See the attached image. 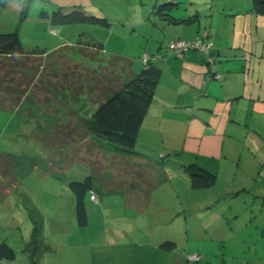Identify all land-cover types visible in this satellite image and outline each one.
<instances>
[{
  "label": "rangeland",
  "instance_id": "374dc122",
  "mask_svg": "<svg viewBox=\"0 0 264 264\" xmlns=\"http://www.w3.org/2000/svg\"><path fill=\"white\" fill-rule=\"evenodd\" d=\"M165 1L78 0L69 4L79 3L83 9L51 25L40 18L44 7L37 0L25 22L20 19L23 8H0V33L18 30L26 51L45 53L26 64L32 69L27 99L25 95L0 107V153L20 162L13 171L19 186L0 203V244L11 246L16 258L0 264H32L25 253L32 242L31 216L40 224L44 246L51 247L39 249L38 264H175L178 256L183 264H264V168L250 169L248 155H238L235 161L226 156L220 171L213 164V186L193 188L181 167L182 161L187 162L185 171L194 163L188 161V152L175 153L162 139L142 136L133 149H126L90 131L99 104L143 64L153 61L162 67L175 56L166 45L182 38L183 26L162 22L155 5ZM11 4L21 8L25 1L9 0ZM179 41L183 39L175 42ZM210 57L206 73L217 81L213 72L218 59ZM178 74L166 70L159 90L165 83L178 84ZM171 86L160 91L164 97L154 95L162 105H150L149 119L159 113L163 117V105L172 109L194 103L189 87ZM242 133L237 132L240 137ZM234 148L242 151L239 144ZM99 163L104 165L100 171ZM161 166L171 173V181L157 185L158 180L162 183L157 171ZM99 172L109 186L96 192L99 203L86 198L87 223L80 225L69 185L90 175L97 188L99 180L94 178ZM132 175L147 180V188L144 182V189L139 182L133 184ZM166 241L176 243V248L164 250ZM193 255L201 260H189Z\"/></svg>",
  "mask_w": 264,
  "mask_h": 264
},
{
  "label": "crops",
  "instance_id": "0c3cea01",
  "mask_svg": "<svg viewBox=\"0 0 264 264\" xmlns=\"http://www.w3.org/2000/svg\"><path fill=\"white\" fill-rule=\"evenodd\" d=\"M66 1L70 3L78 0ZM172 1L171 6H166L162 8V13L159 12L162 22L166 25H182V30H179L182 38L207 37L214 45L212 53L218 59L216 73L220 77L217 81L208 79L206 57L195 51L172 56L162 62L163 66H159L162 69L161 78L155 87L150 105L157 104L156 106L160 107L162 104L160 100L154 98V95L164 97L161 92L165 89L171 90L173 87L171 85L179 86L181 89L189 87L187 92L195 94V101L190 104L182 103L180 108H165L163 105L165 109L163 117L159 113V116L155 115L154 118L151 117L152 119L148 116V109L151 107L149 105L139 137L162 139L166 149L175 153L188 152L192 156L188 161L194 162L190 164H196L212 173L215 172L212 168L213 164L216 163V169L220 171L226 156H231L235 161L238 155H241L239 156L241 159L244 154L251 160L250 169L252 165L254 168L258 166L264 168V15L254 11L253 0ZM199 1L204 3L200 4ZM37 2L40 4L39 7L44 9L51 7L66 16L84 8L79 3H62L60 0H37ZM7 8L17 12L22 7L17 8L11 4ZM162 14H171L172 17ZM28 16L23 22L28 20ZM40 18L43 23L54 24V21L43 18L41 14ZM175 37L177 36H173ZM166 70H178L179 83L175 84V81L165 83L161 91L159 87L163 86L162 75ZM208 107L212 109L208 110ZM197 110L202 112L199 114ZM239 131L243 132L241 137L237 134ZM236 137H240L242 141L240 142L238 140L240 138ZM236 144L241 145V152L234 148ZM91 163L86 165L91 167ZM182 163L187 162L182 161ZM184 164L181 167L186 172ZM103 166L99 163L96 169L100 171ZM135 169L139 171V168L135 167ZM152 169L150 167V170ZM157 171L161 172L162 179V183L160 180L156 181L157 185L171 181V173L165 169V166L158 167ZM96 178L99 180V185L96 188L92 179L93 190L99 193V190H104L103 185L109 183L105 182L102 172H99L94 179ZM131 178L133 184L139 182L138 187L147 188V180L138 181L133 175ZM115 181H119V178ZM141 182H144L142 184L144 186L140 185ZM132 183H130L131 187H133ZM161 209L166 211L164 207ZM141 213L142 211H138V214ZM177 261L175 264L185 263L180 256L177 257ZM126 263L135 264L134 261Z\"/></svg>",
  "mask_w": 264,
  "mask_h": 264
},
{
  "label": "trees",
  "instance_id": "16d2710c",
  "mask_svg": "<svg viewBox=\"0 0 264 264\" xmlns=\"http://www.w3.org/2000/svg\"><path fill=\"white\" fill-rule=\"evenodd\" d=\"M22 1H25V4L22 6L23 10L20 19L24 20L27 18L34 0ZM8 2L9 0H0V8H7ZM172 3V0H166L163 4L155 5L157 12L162 13V8L171 6ZM253 8L257 14L264 15V0H253ZM40 14L43 18H49L51 21L66 20L70 16L63 15L59 11L50 14L44 9L40 11ZM163 16L172 17L171 14H164ZM178 39H175V41ZM182 39L196 40L193 38ZM38 52L36 50L30 52L24 49L18 30L11 33H0V107H9L11 106V101H20L25 95L27 99V92L30 90L32 81V75H30L32 74L30 71L32 69L26 64L30 58H38L37 56L45 54ZM174 55L180 56L182 54ZM211 55H213L212 51ZM130 72L134 74L132 71ZM161 73L162 69L157 62L148 61L146 65L143 64V68L138 74H134L133 78L127 80L121 88L107 96L106 100L99 104L98 108L93 112L89 123L90 131L112 144L126 149H133L137 144L147 109L153 100V93L159 83ZM27 79H29V82ZM19 163L14 155L0 153V188H2L0 189V203L4 200L5 195L9 194L10 190L16 191L19 186V182L13 174V171L19 167ZM186 173L191 178L193 188L213 186L217 181L216 174L196 164L188 165ZM69 186L76 198V214L79 223L80 225H85L87 223L86 198L89 195V199H91L90 191L93 190L92 177H87L84 182L73 181ZM3 190H5V194L2 192ZM31 217L34 224L32 242L29 244L30 248H25V253L30 257L32 264H38L39 249L41 247L46 249L51 247L44 246L41 239L40 224L35 216ZM176 246V243L169 241L164 242L162 245L167 251L175 249ZM15 258L16 251L7 243H1L0 262H12ZM200 260L201 258L199 257V260L195 262Z\"/></svg>",
  "mask_w": 264,
  "mask_h": 264
},
{
  "label": "built area",
  "instance_id": "2783aa9c",
  "mask_svg": "<svg viewBox=\"0 0 264 264\" xmlns=\"http://www.w3.org/2000/svg\"><path fill=\"white\" fill-rule=\"evenodd\" d=\"M202 39L203 38L196 39V40H184L183 39V41H179L178 43L174 42L170 45L171 52L173 54H183V52L185 51L195 50L206 56L207 63H208V60L212 62L211 57H210L211 55L210 52L212 51L213 43L210 41L206 43ZM143 61L146 63L148 61V58L146 57L145 60L143 59ZM213 66L214 65H212V67ZM213 73H215V76L217 78L220 77L218 76L216 72H213ZM90 198L93 202L99 203V200H98V197L95 191L93 190L90 191ZM189 259L193 261H198L199 257L194 255V256H190Z\"/></svg>",
  "mask_w": 264,
  "mask_h": 264
}]
</instances>
